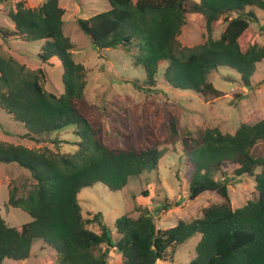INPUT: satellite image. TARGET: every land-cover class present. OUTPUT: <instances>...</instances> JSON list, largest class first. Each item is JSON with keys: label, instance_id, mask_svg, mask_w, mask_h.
<instances>
[{"label": "trees", "instance_id": "16d2710c", "mask_svg": "<svg viewBox=\"0 0 264 264\" xmlns=\"http://www.w3.org/2000/svg\"><path fill=\"white\" fill-rule=\"evenodd\" d=\"M10 1L0 0V5ZM105 1L107 12L78 20L77 25L99 53L121 49L131 58L133 67L144 74L141 85L132 82L140 92L153 94L161 71L163 83L171 89L216 100L221 92L210 82L213 72L228 68L249 88L256 66L264 60V44L247 39L254 24L264 33V0ZM64 15L59 0H45L35 9L18 2L9 13L14 31L0 29L4 44L14 36L24 42L44 41L39 59H59L64 90L61 95L45 91L41 68L29 70L27 58H15L0 47V110L22 125L24 138L36 145L59 132L75 137V150L67 154L0 142V164L17 165L34 182L26 195L16 189L8 193L7 207L23 211L31 221L10 227L0 213V264L27 261L37 242L55 252L52 264H108L110 249L119 253L121 264H172L175 250L196 236L200 240L195 258L188 264H264V157L253 155L264 145V118L253 125L240 124L233 134L209 128L199 138L179 139L188 198L194 201L214 193L222 201L205 208L200 218L158 230L148 213L136 219L123 216L114 223L113 241L100 214L91 220L83 217L78 200L82 190L101 185L120 192L130 179L157 171L163 151L131 146L110 150L101 142L86 102L85 67L73 61L74 44L63 31ZM192 15L203 17L207 37L188 48L178 38ZM217 23L224 30L215 39ZM168 132L169 141L178 139L176 119H170ZM243 177L253 179L257 197L233 210L229 184ZM170 206L165 201L162 209ZM94 224L100 233L89 229Z\"/></svg>", "mask_w": 264, "mask_h": 264}, {"label": "rangeland", "instance_id": "374dc122", "mask_svg": "<svg viewBox=\"0 0 264 264\" xmlns=\"http://www.w3.org/2000/svg\"><path fill=\"white\" fill-rule=\"evenodd\" d=\"M199 3L200 0H190ZM23 2L25 7L35 9L45 0H12L0 5V29L13 32L14 26L9 13L15 11V4ZM59 7L65 11L63 31L74 44L73 61L85 67L87 86L86 102L90 106V117L99 128L101 142L110 150H124L131 146L135 150L156 147L163 151L158 170L132 178L120 192H110L101 185L86 188L78 195L83 217L91 220L95 215L102 216L113 241L117 239L114 223L123 216L136 219L140 215L153 217L158 230H166L178 221L190 222L201 217L202 211L222 201L213 193L205 194L191 201L184 178L186 160L181 158L180 138L190 135L199 138L209 128H218L223 133L233 134L240 124L253 125L264 118V61L256 66L250 80L251 87L244 88L240 77L228 68H219L210 75V82L221 92L219 99H202L190 91L173 90L163 83L161 71L159 84L153 94L138 91L132 82L144 81L141 69H135L132 60L121 49L105 50L99 53L89 38L79 29L78 20H88L92 16L107 12L109 5L105 0H59ZM250 39L258 45L264 44V33L253 26ZM224 26L218 23L214 38L223 33ZM207 37L203 17L192 15L186 19L178 38L182 46L192 48L203 44ZM45 42H24L19 37H9L4 44L0 36V47L7 54L27 58V68L35 71L41 68L46 74L44 90L55 95L63 94V68L58 58L48 63L39 59ZM164 67L161 68L163 70ZM144 87V84H142ZM144 89V88H143ZM178 121V139L169 141V122ZM26 130L16 124L12 117L0 110V142L22 145L29 149L48 148L63 154L73 152L75 137L68 133H55L45 137L41 145L24 138ZM253 155L264 157V145H258ZM180 160V161H179ZM259 171H257L258 173ZM30 173L15 164H0V213L10 227H19L31 221L19 209L7 207L8 193L16 189L17 194L26 195L33 185ZM147 192V196H144ZM257 197L252 178L243 177L231 180L229 199L233 210L243 207ZM165 201L171 205L168 211L162 209ZM179 203V206H175ZM89 229L100 233L96 224ZM200 237L196 236L177 248L172 264H188L195 258V246ZM169 250L168 255L172 256ZM108 264H121L118 252L108 251ZM56 254L42 247L40 242L33 245L27 261H4L2 264H52ZM157 264H170L158 262Z\"/></svg>", "mask_w": 264, "mask_h": 264}, {"label": "crops", "instance_id": "0c3cea01", "mask_svg": "<svg viewBox=\"0 0 264 264\" xmlns=\"http://www.w3.org/2000/svg\"><path fill=\"white\" fill-rule=\"evenodd\" d=\"M217 24H218V23H217ZM217 24H216V25H217ZM215 27H216V26H215ZM251 36H253V35H251ZM251 36H250V38H251ZM250 41H251V40H250ZM251 42H252V41H251ZM252 43H253V42H252ZM263 61H264V60H263ZM263 61H262V62H263ZM262 62H261V63H262ZM259 64H260V63H259ZM40 243H41V242H40Z\"/></svg>", "mask_w": 264, "mask_h": 264}]
</instances>
